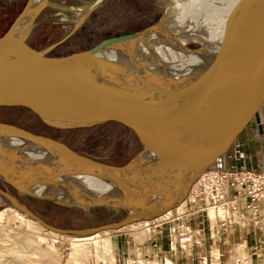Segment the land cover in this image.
Returning <instances> with one entry per match:
<instances>
[{
  "label": "rangeland",
  "instance_id": "374dc122",
  "mask_svg": "<svg viewBox=\"0 0 264 264\" xmlns=\"http://www.w3.org/2000/svg\"><path fill=\"white\" fill-rule=\"evenodd\" d=\"M27 1L0 0V36L7 31ZM98 1L46 0L33 17V25L25 34L24 41L36 50L45 51L47 55H65L84 50L107 37L138 31L164 14L177 17L180 15L178 4L191 0ZM32 11L21 21L29 19ZM201 21H198L201 23L199 26L205 28L206 25ZM195 47V43L186 44L188 49ZM255 119H252L227 151L200 174L198 185H192L185 196L181 211L176 208L171 210V216L162 221L154 220L122 230L115 228L96 233L98 236L95 241L105 240L106 246H74L73 234L58 235L45 228L37 229L34 220L0 195V215L3 218L0 221V264H77L72 261V252L76 253L78 263L81 264H108L107 259L114 261V264H129L130 261L136 263L139 260L142 264H241L240 259L232 256L228 258L231 247L240 243L245 244L251 264H264V206L262 214L254 217L246 214L244 203V212L242 208L238 209L235 202L226 207L214 204L211 198H217L216 192L209 191L210 188L214 190L209 186H212L210 179L217 175L218 170L215 169L264 171V167L245 168L248 166L245 160L248 155L241 149L245 138L243 133L251 128ZM0 122L52 139L78 155L106 165H123L141 151L136 138L114 123L55 129L43 125L17 107H0ZM0 189L9 193L42 222L57 229L95 228L116 222L126 213L128 215L124 210L106 207L83 209L22 196L1 180ZM229 190L230 195H236L235 189L231 187ZM261 196L264 200V193ZM219 208L224 211L220 213ZM241 213L242 217L245 216L244 220L248 219L243 222L238 220L236 214ZM94 233L82 234V237L96 235ZM214 252L217 255L212 258Z\"/></svg>",
  "mask_w": 264,
  "mask_h": 264
},
{
  "label": "water",
  "instance_id": "95a60500",
  "mask_svg": "<svg viewBox=\"0 0 264 264\" xmlns=\"http://www.w3.org/2000/svg\"><path fill=\"white\" fill-rule=\"evenodd\" d=\"M30 1H27L7 31L0 36V107L21 108L43 125L55 129L85 128L114 123L136 138L141 151L148 150L165 156L190 157L200 162L193 174L179 185L150 181L148 186H143L144 182H134L133 178L131 180L119 178L138 163L136 156L141 151L120 166L101 164L102 169L90 172L109 182L123 183L125 186L121 187L122 191L143 190L147 193L171 195L173 199L166 203L152 204V210L146 211L147 214L142 216L129 217L125 212L120 220L95 228L63 230L45 226L53 231L61 234H89L103 229L119 228L137 219L154 218L172 210L184 198L189 185L226 152L264 104V0H237L225 16L220 46H217L209 57L206 68L190 74V77L172 88L162 89L146 88L135 85L134 82L123 86L130 76L120 77L118 81L113 82L105 72L116 68L121 62L145 58L138 42H145L150 35H157L162 41L175 39L176 34H179V31L175 30L182 28L177 24H181L177 21L179 15L171 17L164 14L154 23L138 31L101 39L84 50L50 56L43 50L30 47L24 41L25 34L33 25V17L45 5L46 0L33 11L21 34L16 33L17 26L27 13ZM100 1L102 0L98 2ZM204 29L206 28H199L202 35H206ZM192 32L186 31L183 36L186 38L185 46L188 43L196 44L194 49L186 48L195 52L200 49L201 44L196 39L189 38ZM242 48L253 50L255 57L245 81V98L241 111L235 112L232 107L219 112L214 108L215 101L208 103L198 101L206 85L215 78L219 59L235 49ZM110 52L115 53L114 58L108 56L107 53ZM77 89L83 93L81 98L63 101L66 93L78 91ZM97 90L100 92L110 90V93L103 95L98 101H92L93 93ZM0 127L46 138L2 122ZM78 171L86 173L84 170ZM0 180L19 195L59 203L20 189L1 168ZM0 195L11 205L18 203L1 189ZM19 205L21 207L17 208L25 215L43 224L25 207Z\"/></svg>",
  "mask_w": 264,
  "mask_h": 264
},
{
  "label": "bare ground",
  "instance_id": "6f19581e",
  "mask_svg": "<svg viewBox=\"0 0 264 264\" xmlns=\"http://www.w3.org/2000/svg\"><path fill=\"white\" fill-rule=\"evenodd\" d=\"M43 1L44 0H31L27 8L29 12H27L25 16L29 15L33 9L41 5ZM236 1L237 0H191L180 2L178 4L180 15L177 21L181 22V24H177L181 25L182 30L179 31V34H176L177 37L175 39H165L166 41H162L160 38H157V35H150L146 38L145 42H138L141 53L145 55V58L121 62L116 68L106 71L105 74H107L109 79L113 82L118 81L120 77L130 76L123 86H127L132 82H134L135 85L137 84L153 89L172 88L178 85L180 82L184 81L185 78L190 77V74L193 75L201 69L206 68L209 57L212 56L217 46H220L222 25L225 16ZM200 19L202 20L201 22L206 25H204L206 28L204 29V31L206 30V35L201 34L202 31L199 30L201 27H197L199 24L201 25V23L198 22ZM27 20L28 19H24L19 23L16 28V33L21 34ZM189 30L193 31V34L191 37L189 36V38L196 39L201 44L198 51L194 52L186 49V38L183 36V33ZM175 31L177 32L178 30ZM181 32L182 34H180ZM107 54L110 58L115 57L114 52ZM254 57L255 53L253 50L247 48L235 49L231 51L230 54H225L221 57L217 63L218 70L215 78L206 85L198 101L204 103L215 101L213 102L215 106H213L219 112L221 110L226 111L232 107H234L233 109L235 112H240L245 98V81L249 75V68ZM77 90L78 91L66 93L63 97V101H74L81 98L83 93L80 89ZM108 93H110V90H105L104 92L97 90L93 93L91 100L98 101L103 95ZM136 158L138 163L126 170L125 174L123 176L120 175L121 177L119 178L122 180H131L133 178L134 182H144V184H142L143 186H148L150 184L148 182L150 181L153 183L164 182L165 184L179 185L186 181L200 165V162L195 158L158 155L148 150L141 151ZM101 164L102 163L78 155L61 143L53 140L18 133L11 129L0 127V168L20 189L28 193L55 200L63 205L83 209L101 206L111 210H124L128 212L129 217H138L147 214L145 212L150 209L152 210V204L166 203L173 199L171 195L147 193L143 190L137 192L122 191L121 187L125 186L123 183L118 181L109 182L108 180L96 176V173L93 174L90 172L95 169H102L103 166ZM78 170H84L86 173L79 172ZM205 170L206 169L200 174ZM67 172L69 174H66ZM60 173L63 175H58ZM200 174L189 185L184 198L172 210L176 208L177 211H181L183 209L185 196L192 185L195 183V185H198L201 179ZM225 175L226 174L223 172L217 171V175L214 179H210L212 186L209 187H213L214 190L210 188L209 191H214L217 195L216 199L212 197L211 200L214 204L218 203L220 206L225 205V207L227 204L235 202L238 209H241L243 199L239 197L229 198L227 195V189L225 190L224 186ZM231 176L240 178L243 175L236 173L231 174ZM254 192L258 194V200L260 201L258 207L261 210V204L264 201L261 195L264 193V187H259ZM12 206L19 210L17 208V206H20L18 203ZM205 206H207L206 202ZM243 210L242 208V211ZM218 211L222 213L224 210L222 211V209L219 208ZM171 213V210H168L154 218L146 217L137 219L136 221L119 226V229L122 230L130 226L134 227L141 223L147 224L154 220L162 221L169 218ZM247 213L248 211L246 214ZM248 214H252L255 217L262 213ZM236 217L242 222L245 218L244 215L242 217V213L241 215L236 214ZM29 218L32 219L31 217ZM1 219L3 218L0 215V221ZM246 219H248V217ZM32 220L35 221L34 226L37 229L41 230L45 228L52 234L62 235L61 233L45 227L47 224L40 219L39 220L43 224L35 219ZM105 231H107V229L95 231L94 234ZM184 231H186L187 234L188 230L186 229ZM73 236L75 237H73V241H71L74 242V246L85 247L92 244L97 247L98 244H107L105 240L95 241V237L98 236V234L93 236L84 235L88 237H82V234H75ZM216 252L212 254V258L216 257ZM229 253L228 258L232 256L234 259H240L242 261H240L241 264H251L244 243L238 245L234 244ZM71 254L73 263L81 264L80 262L78 263L76 253L72 252ZM110 260L111 259H107L108 264H114V261ZM139 261L136 263H131L130 261L129 264H142V262L140 263ZM229 261L231 260L229 259Z\"/></svg>",
  "mask_w": 264,
  "mask_h": 264
},
{
  "label": "built area",
  "instance_id": "2783aa9c",
  "mask_svg": "<svg viewBox=\"0 0 264 264\" xmlns=\"http://www.w3.org/2000/svg\"><path fill=\"white\" fill-rule=\"evenodd\" d=\"M219 172H223L225 175V190H228L232 187L237 192L236 195L232 194L231 196L233 198L239 197L243 199L244 208L247 209L248 213H261L258 200V194L254 191L258 189L259 187H264V171H227V170H221V169H215ZM240 174L243 175L240 178H235L231 176V174ZM257 192V191H256ZM229 196V197H231ZM231 198V199H233Z\"/></svg>",
  "mask_w": 264,
  "mask_h": 264
},
{
  "label": "crops",
  "instance_id": "0c3cea01",
  "mask_svg": "<svg viewBox=\"0 0 264 264\" xmlns=\"http://www.w3.org/2000/svg\"><path fill=\"white\" fill-rule=\"evenodd\" d=\"M254 127V129H252ZM245 138L242 141L241 149L246 151L245 157L248 164L247 169H257L264 167V104L256 115L255 123L243 133ZM241 170V169H240ZM242 171V170H241ZM246 171V170H243ZM228 197L230 190L227 192ZM232 197V196H231ZM230 198V197H229ZM264 206V201L262 202Z\"/></svg>",
  "mask_w": 264,
  "mask_h": 264
}]
</instances>
